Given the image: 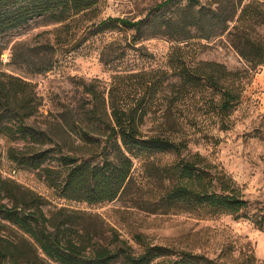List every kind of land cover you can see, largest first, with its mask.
I'll return each mask as SVG.
<instances>
[{"label": "rangeland", "instance_id": "374dc122", "mask_svg": "<svg viewBox=\"0 0 264 264\" xmlns=\"http://www.w3.org/2000/svg\"><path fill=\"white\" fill-rule=\"evenodd\" d=\"M165 1L99 0L95 10L76 16V24L67 33L60 32V37L55 32L60 24L34 18L0 34L4 48L0 69L36 85L43 103L38 121L54 128L55 139L66 153L88 155V159L92 153L93 162L101 159L97 153L107 131L86 116L80 131L72 123L83 116L80 105L101 101L117 84H124L123 95L129 101L142 93V84H150L147 94H151V109L140 131L150 135L162 129L173 130L178 140L185 141L180 153H152L134 159L132 182L126 192L109 202L87 204L58 197L36 171L11 162L6 150L12 143L0 135V176L40 195L46 214L64 208L81 219L97 221L106 238L114 235L126 241L135 253L144 245L160 246L171 258L189 252L207 259L208 264H264V64L251 68L224 36L192 39L185 46V42H174L163 35L139 38L135 29L113 23L112 29L85 37L87 25L107 18L135 21L149 16L153 21L145 27L155 23L156 28L169 16L179 18V4L186 0H171L159 7ZM198 1L204 4L211 0ZM17 43L35 45L39 51L53 54L51 68L33 74L13 64V46ZM73 44L75 48L70 49ZM199 61L223 64L243 74L239 97L229 110L217 108L220 91L197 88L188 94L181 80L178 83L183 66ZM167 115L173 120L169 126L163 123ZM82 132L94 145L81 140ZM181 159L202 169L216 190L225 186L226 193L233 191L246 200V206L236 213L198 205L179 209V204L166 211L157 205L150 211L165 196L167 178L175 176ZM256 218H263L262 228L255 223Z\"/></svg>", "mask_w": 264, "mask_h": 264}, {"label": "trees", "instance_id": "16d2710c", "mask_svg": "<svg viewBox=\"0 0 264 264\" xmlns=\"http://www.w3.org/2000/svg\"><path fill=\"white\" fill-rule=\"evenodd\" d=\"M243 1L211 0L202 4L198 0H186L183 5L179 4V18L169 16L160 20L157 28L155 23L153 27H145L153 21L149 16L135 21L114 17L87 25L85 37L102 29H112L113 23L135 29L139 38L163 35L174 42H185V46L192 39L224 36L232 49L255 68L264 64V0ZM170 2L166 0L159 7ZM98 3L99 0H0V34L43 17L50 23L60 24L55 29L60 37V32L67 33L76 24V16L95 10ZM70 47L75 48V44ZM3 49L0 44V56ZM12 54L13 64L24 67L26 73L45 72L53 65V54L47 55L35 45L17 43ZM187 65L177 75L185 92L191 94L197 88H211L221 92L217 108L227 111L234 106L244 78L241 72L212 61ZM142 85V93L129 101L123 95L124 84H117L101 101H93L90 106L80 105L83 116L72 122L80 131L85 116L104 125L107 131L97 153L101 159L93 162L92 153L90 159L86 158L88 155L66 153L63 144L55 139L54 128L38 121L43 103L36 85L0 69V135L12 143L6 150L7 158L19 168L36 171L60 198L87 204L116 199L131 185L134 159L152 153H180L185 145L173 130L162 129L150 135L140 131L152 104L151 94H147L152 86ZM168 118L165 116L163 123L169 126L173 120ZM80 138L85 144L94 145L86 132ZM174 173L175 176L167 178L165 196L150 211L157 205L166 211L179 204V209L198 205L236 213L246 206V200L233 191L226 193L225 186L216 190L193 162L181 159ZM44 204V199L31 189L0 176V264L209 263L189 252L171 258L160 246L144 245L141 252L135 253L126 241L114 235L106 238L97 221L81 219L64 208H56L48 215L43 210ZM255 223L262 228L263 218H256Z\"/></svg>", "mask_w": 264, "mask_h": 264}]
</instances>
